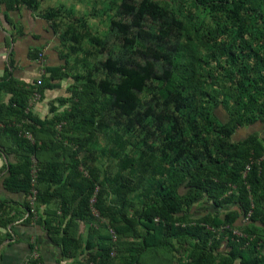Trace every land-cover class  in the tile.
I'll return each instance as SVG.
<instances>
[{
    "label": "trees",
    "instance_id": "obj_1",
    "mask_svg": "<svg viewBox=\"0 0 264 264\" xmlns=\"http://www.w3.org/2000/svg\"><path fill=\"white\" fill-rule=\"evenodd\" d=\"M17 1L4 0L7 5ZM194 2L208 11L214 24L201 33L205 39L200 40V47L211 39L218 45L207 63L200 61L204 74L200 93L191 87L195 84L194 71L190 75L186 70L190 64L194 67V61L189 59L187 64L184 60L188 51L183 40L186 22L158 0L121 1L120 10L138 24L129 36L130 23L113 21L124 33L125 43L117 54L101 62L103 68L119 80L116 84L109 79L99 81L93 101L97 104L104 100L111 110L142 126L146 125L144 119L153 118L156 121L153 132L161 135L166 148L176 154L173 162L179 168L168 173L156 189L158 194L150 197L143 207H136L128 197L129 191H119L116 186L114 191L119 197L108 200L107 186L93 174L79 177L81 182L76 185L79 167L76 159L65 165L69 167L65 175L60 171L62 166L56 169L53 162H41L43 144H50L47 151L54 149L58 132L55 124L63 116L57 113L56 106L45 118H39L31 110L29 96L34 88L31 85L37 84V80L34 84L26 83L14 78L12 71L7 78L0 79V93H11L8 102L0 98V117L4 124L0 134L7 137L18 156L16 162H9L6 185L24 192L28 210L31 161L32 156L37 158L41 164L37 200L40 204L56 202L57 205L54 209H44L46 216H41L46 234L60 245L62 258L75 257L71 264H155V256L162 255L170 261L172 251L178 249L185 251L177 259L178 264H264V136L259 137L254 132L240 139L233 138L241 126L264 120V0ZM30 5L35 9L34 4ZM54 14L51 8L44 16L50 19ZM152 22L156 25H151ZM38 53V49L33 50V57H38ZM138 55L141 57L136 60ZM61 69L59 64L48 65L45 73L51 78L61 77ZM48 79L44 84H37L42 94L52 87L46 82ZM156 80L161 82L158 93L162 99L154 98V104L142 111L139 95L146 87L152 89ZM78 92L80 96L74 98L72 110L64 112L68 113V118L80 117V131H92L97 122L96 104L89 106L88 94L80 90L74 94ZM99 93L105 98L100 99ZM84 101L87 107L81 110L79 104ZM218 106L227 111V120H218L215 113ZM198 109L200 128L195 124ZM27 133H31L33 139ZM81 139L78 137L76 141ZM182 157L197 165L183 191L179 190L186 181ZM71 171L76 174L73 176ZM97 183L101 189L97 188ZM94 192L97 215L90 203ZM200 198L213 201L214 209L208 208L199 215L190 206H184ZM0 208L3 214H9L5 205ZM94 218L101 220L109 234H101L92 223ZM11 221V216H0V225ZM85 223L90 225L87 238L83 240L79 229ZM138 225L142 227L141 232ZM235 228L240 235L233 233ZM114 234L119 239L129 234L138 240L135 244L106 241ZM83 249L85 252L79 257L78 252Z\"/></svg>",
    "mask_w": 264,
    "mask_h": 264
},
{
    "label": "rangeland",
    "instance_id": "obj_2",
    "mask_svg": "<svg viewBox=\"0 0 264 264\" xmlns=\"http://www.w3.org/2000/svg\"><path fill=\"white\" fill-rule=\"evenodd\" d=\"M121 1L18 0L17 2L28 6L34 4L36 6L35 9L43 16L49 9L53 8L55 10V14L49 21L56 28L54 32L58 39L54 47L60 59L58 64L62 65V76L54 78L48 76L45 73V66L55 64H48L45 59V65L40 67L41 75L37 82L44 84L46 78H50L46 82L48 84L51 83L52 87L45 89L49 95L44 96L37 88V83L31 85V88H34L29 96V100L34 101L32 105L40 102L43 103L45 102L43 98L46 99L45 110L47 111L43 116L42 112L40 113L41 115L37 114L39 118L50 116L53 106L58 107L57 113L63 116V119L55 124L58 132L53 144L54 149L47 151L46 148L50 147L49 142L47 143L49 146L42 143L45 150L42 154V160L44 161L41 160V162L46 163V160L53 162L56 164V169L62 166L60 171L62 170L65 175L69 172V167L65 168V165L71 164L73 159H76L79 161L78 174L74 182L76 185L81 182V177L93 174L103 186H107L108 193L106 197L108 200L114 201L115 198L119 197L114 191V187L116 186L119 188V191H129L128 197L136 207H143L145 203L149 202L150 197H153L157 193L156 189L159 187L160 182L167 178L168 173L176 171L179 166H176L173 162L176 156L174 151L168 150L164 144V140L160 137L161 135L159 136L153 132L156 128V121L153 118L144 119L146 125L142 126L141 124L134 123V121H129V118L125 115H119L116 110H111L110 104L103 103L104 100L97 104L93 101L99 81L109 79L113 84H116L119 80V77L110 75L107 69L101 65V62L108 56L117 54L120 49H123L125 43L122 38L124 33L116 25H113V21L115 20L117 23H130L131 27L128 28L129 36L133 35L135 30L134 25L138 24L137 22H131L125 13L120 10ZM158 1L164 3L170 12H173L186 22L183 40L185 39L188 51L186 52L187 54L185 53L184 60L186 61L185 63L189 59L194 61V67L190 64L186 70L190 75L194 71L195 84L191 87L195 88L197 93H200V81L204 78V74H202L203 70L200 69V61L207 63V60L211 59V55L218 46L215 39L209 40L208 44L203 47L199 45L200 40L205 39L201 33L205 32L209 26H214L212 18L208 11L197 5L194 0ZM151 25L156 24L152 22ZM146 41L148 43L150 41L149 38ZM134 48L136 47L134 46ZM137 57L136 60L140 59L141 56L139 57L138 55ZM39 58L42 61V58ZM201 58L202 60H200ZM87 86L88 89H86ZM160 86V81H153L152 89L146 87L140 93L139 108L142 111L146 110L150 104H154V98L157 100L162 99L158 93ZM204 89L205 87L202 90ZM76 90L84 91V94H88L86 101L88 100L89 106L91 103L96 104L95 114L97 122L92 131H80V117L76 119L68 118V113L64 112L65 110L71 111L72 102L76 100L74 98H77L76 95L80 96V92L74 94ZM155 93L157 97L154 96ZM35 94L39 97L35 98ZM99 98L104 99L105 95L99 93ZM86 107L85 101L79 104V109L81 110H84ZM196 113L195 124L200 128V110L198 109ZM215 113L219 121H225L228 118V113L222 106H218L215 109ZM75 114L74 116H77V113ZM254 132L258 133L259 137L264 136V120H259L253 125L241 126L233 134V138L240 139ZM78 137L82 138V141H80L83 145L82 149H80V142L76 141ZM70 138H74L76 142ZM50 143L52 144L53 142L50 141ZM181 160L182 165L186 168L183 171L184 175H186V181L179 186V190L183 191L187 189V181L190 179L189 177L191 173L193 174L197 165L187 157H182ZM40 168L41 164L37 160V173ZM71 172L73 176L76 174V171ZM37 179H39L38 175ZM97 184V188L101 189V185ZM214 204L210 199L200 198L197 201L188 202L184 206H190L200 215L208 208H212L213 210ZM39 205L41 204L37 200V219H40L42 216ZM133 210L131 208L129 212L132 213ZM92 223L99 228L101 234H109V230L101 223L100 219L94 218ZM89 225L90 223H85L80 226L79 231H82L83 240L87 238ZM141 228L140 225L137 226L139 232L142 231ZM137 229L136 235L138 233ZM137 240L129 234L122 236V239L115 236L106 239V241L116 244L125 242L135 244L134 242ZM33 244H37V242ZM84 252V249L78 252L79 256L83 255ZM183 253L185 251L179 249L172 251L173 257L170 261L162 255H157L155 256V264H178L177 259L181 258ZM169 256L170 254H168Z\"/></svg>",
    "mask_w": 264,
    "mask_h": 264
},
{
    "label": "crops",
    "instance_id": "obj_3",
    "mask_svg": "<svg viewBox=\"0 0 264 264\" xmlns=\"http://www.w3.org/2000/svg\"><path fill=\"white\" fill-rule=\"evenodd\" d=\"M57 39L51 22L38 10L21 2L7 5L4 0H0V79L7 78L12 71L14 78L34 83L41 75L40 67L44 65L45 59L48 64L59 63L54 47ZM35 49L43 52L42 61L39 56L33 57ZM48 95L45 90L44 96ZM10 96V92L0 93V98L5 102ZM45 102L30 104L31 110L38 115L41 112L42 116L45 115ZM3 126L0 117V127ZM17 160L18 156L12 151L10 141L0 134V206L5 205L9 213L3 214L0 208V216L12 217L8 225H0V264H71L75 257L62 258L60 245L49 239L42 218L33 219L29 216L27 221L24 192L12 190L6 185L9 162ZM56 206V202L39 205L43 217L46 216L43 214L44 209H54Z\"/></svg>",
    "mask_w": 264,
    "mask_h": 264
},
{
    "label": "built area",
    "instance_id": "obj_4",
    "mask_svg": "<svg viewBox=\"0 0 264 264\" xmlns=\"http://www.w3.org/2000/svg\"><path fill=\"white\" fill-rule=\"evenodd\" d=\"M39 57H41L43 59V52H41L39 54ZM35 98H38L39 96L37 94H35L34 96ZM34 101L30 100L29 104H33ZM29 138L33 139V136L31 135V133H27L26 134ZM31 186H30V195H29V209L27 210L28 215H30L33 219H36L37 217V193H38V189H37V160L34 156H32V164H31ZM96 201V192H94L93 196L91 197L90 203H91V208L92 211L97 215L98 211L97 209L94 207V202ZM249 216V214L247 216H245L244 219H247ZM233 233L234 234H238L240 235L241 232L235 228L233 229ZM115 236V234H114Z\"/></svg>",
    "mask_w": 264,
    "mask_h": 264
}]
</instances>
